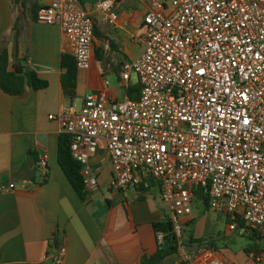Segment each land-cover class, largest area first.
Returning a JSON list of instances; mask_svg holds the SVG:
<instances>
[{
    "label": "built area",
    "instance_id": "2783aa9c",
    "mask_svg": "<svg viewBox=\"0 0 264 264\" xmlns=\"http://www.w3.org/2000/svg\"><path fill=\"white\" fill-rule=\"evenodd\" d=\"M118 1L99 0L91 13L75 0H56L38 22L59 26L67 54L88 70L95 15L116 24ZM150 1L144 53L122 72L124 83L137 75L140 98L119 102L100 92L81 107L70 101L59 116L63 133L88 191L98 186L90 161L104 145L114 191L159 193L171 208L178 264H228L188 249L184 226L202 192L212 211L226 214L230 232L264 238V0ZM40 164L45 169L46 159ZM164 239L157 234L159 245ZM65 256L63 246L54 264Z\"/></svg>",
    "mask_w": 264,
    "mask_h": 264
},
{
    "label": "crops",
    "instance_id": "0c3cea01",
    "mask_svg": "<svg viewBox=\"0 0 264 264\" xmlns=\"http://www.w3.org/2000/svg\"><path fill=\"white\" fill-rule=\"evenodd\" d=\"M55 1L0 0V49H8L11 69L16 58L27 59L29 68L48 84L42 90L27 87L19 96L8 95L0 87V264H53L57 252L51 246L56 235L66 249L63 264H142L158 249L154 225L169 217L170 206L155 190L114 191V169L104 145L90 161L98 186L89 191L87 203L59 164V140L64 134L59 116L71 101L62 85L68 41L59 26L40 23L36 17L38 10ZM98 1L75 0L91 13ZM150 8V0H119L114 25L95 15L91 67L79 71L73 100L78 107L91 93L103 92L117 100L105 80L107 71L117 63L114 71L122 73L126 62L144 53V18ZM130 83L122 81V86L127 90ZM44 158L50 177L41 185ZM229 225L226 214L212 211L195 196L193 212L185 219V241L191 235L212 241L213 248L192 251L209 252L228 264H264V238H254L252 231L244 229L243 234L230 232ZM230 234L242 236L243 244H222ZM179 260L176 253L165 264Z\"/></svg>",
    "mask_w": 264,
    "mask_h": 264
},
{
    "label": "trees",
    "instance_id": "16d2710c",
    "mask_svg": "<svg viewBox=\"0 0 264 264\" xmlns=\"http://www.w3.org/2000/svg\"><path fill=\"white\" fill-rule=\"evenodd\" d=\"M39 10L36 12V17ZM20 18H17L15 29L19 26ZM11 61L8 49H0V87L2 90L11 96L21 95L27 87L34 90H42L48 87L47 82L42 81L37 73L31 70L28 66V60L18 58L15 59L14 70L11 69ZM62 69L64 74L62 76V85L65 95L71 100L76 99L77 81L79 70L76 62L69 54H64L62 57ZM127 96L130 100L136 101L141 94L140 84L129 86L126 90ZM59 164L65 173L67 179L71 183L73 189L83 202H88L89 191L86 189L85 177L82 173V166L74 160L71 153L70 137L63 134L59 140ZM42 174L41 185L49 181L50 173L46 171ZM40 171V170H39ZM41 173V172H40ZM142 192L146 193V190ZM195 196L204 200L205 205H209L208 197L203 195L202 192L195 193ZM156 233H163L165 235L164 243L158 246L156 253L150 257H145L142 264H165L168 257L178 253L177 239L173 231L172 223L167 218L162 223L154 225ZM256 236L260 237L258 232ZM259 239V238H258ZM186 246L190 250H197L201 248H213L214 243L205 239H194L191 235L189 242ZM63 247L62 239L56 235L51 246V250L57 252ZM255 256H260V251L255 252ZM54 264V261H53ZM185 264V263H182Z\"/></svg>",
    "mask_w": 264,
    "mask_h": 264
},
{
    "label": "rangeland",
    "instance_id": "374dc122",
    "mask_svg": "<svg viewBox=\"0 0 264 264\" xmlns=\"http://www.w3.org/2000/svg\"><path fill=\"white\" fill-rule=\"evenodd\" d=\"M174 12V7L171 4L170 10L168 15H171ZM118 68L117 63H113V67L109 72L107 71V76L105 80L109 81L110 83V91L115 99H117L119 102H125L126 101V88L122 86V73L115 72L114 69ZM138 83V77L136 74H132V81L130 86H134ZM127 85V83H126ZM185 235V233H184ZM234 243V245L239 246L243 244V238L239 234H230L226 238H223L222 244H229Z\"/></svg>",
    "mask_w": 264,
    "mask_h": 264
},
{
    "label": "water",
    "instance_id": "95a60500",
    "mask_svg": "<svg viewBox=\"0 0 264 264\" xmlns=\"http://www.w3.org/2000/svg\"><path fill=\"white\" fill-rule=\"evenodd\" d=\"M253 237L255 238L256 237V231H253Z\"/></svg>",
    "mask_w": 264,
    "mask_h": 264
}]
</instances>
